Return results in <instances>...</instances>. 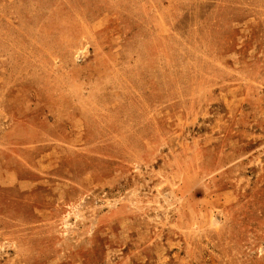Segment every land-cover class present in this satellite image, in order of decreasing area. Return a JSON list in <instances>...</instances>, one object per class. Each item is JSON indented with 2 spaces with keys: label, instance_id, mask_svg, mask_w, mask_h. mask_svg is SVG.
I'll list each match as a JSON object with an SVG mask.
<instances>
[{
  "label": "rangeland",
  "instance_id": "374dc122",
  "mask_svg": "<svg viewBox=\"0 0 264 264\" xmlns=\"http://www.w3.org/2000/svg\"><path fill=\"white\" fill-rule=\"evenodd\" d=\"M0 264H264V0H0Z\"/></svg>",
  "mask_w": 264,
  "mask_h": 264
}]
</instances>
